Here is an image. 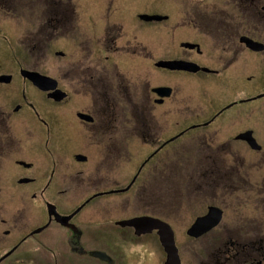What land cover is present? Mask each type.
I'll use <instances>...</instances> for the list:
<instances>
[{
    "label": "flooded vegetation",
    "instance_id": "obj_1",
    "mask_svg": "<svg viewBox=\"0 0 264 264\" xmlns=\"http://www.w3.org/2000/svg\"><path fill=\"white\" fill-rule=\"evenodd\" d=\"M79 1L0 0V264H41L40 242L60 264H167L157 227L131 222L175 244L169 163H192L185 234L217 227L214 258L264 264L263 209L239 235L225 196L264 208V0Z\"/></svg>",
    "mask_w": 264,
    "mask_h": 264
},
{
    "label": "rangeland",
    "instance_id": "obj_2",
    "mask_svg": "<svg viewBox=\"0 0 264 264\" xmlns=\"http://www.w3.org/2000/svg\"><path fill=\"white\" fill-rule=\"evenodd\" d=\"M91 3L92 2L80 0L78 3L75 4L78 5V12L81 14L84 9V6L88 8V5ZM64 40H65L64 36L60 35L59 38L56 40V42H58L57 45H60V42H64ZM45 42L46 44L48 43L47 40ZM52 46L53 45L51 44L48 47L53 48ZM1 50L3 49L0 47V53L2 52ZM41 54H47V53L41 51ZM47 55H48V59L50 58L49 55L54 56L50 49H49V54ZM47 55H45V58L42 57V62H45ZM45 69L48 70L49 66L46 65ZM43 130L44 127H42V134L44 132ZM262 133L264 134V130L262 131ZM191 165L192 163H169L171 169V170L169 169L170 172V176H169L170 204L169 205L171 212H173L170 213L171 216L170 220H171V227L173 228L174 231L175 245L178 247V250L180 252V262L181 264H215L214 263L215 261L217 262L221 261V263H223V258L221 256L216 259L212 255L214 249L218 246V244H220L219 240H221L219 239L220 233L215 231L217 227L213 228L212 231L207 232L204 235L197 237L195 239L189 238L184 232L188 224L193 219V215L197 213L199 209L198 203L191 199L194 197V193H192L193 189L190 191L191 186L190 184H188V181H190L189 180L190 176L192 177L191 182L194 180V177L191 174L192 172ZM252 170L255 171V175H253L252 177L256 178L258 173H264V163L260 165L259 169L254 168ZM2 171H3L2 173L5 174V168ZM235 192L239 194L237 195L231 193L230 195H228V193L225 194V196H227V199L232 200L233 203L236 202L241 203L238 206V208H236V210L234 211V214L232 216V223H228V224L232 226L231 228L238 225L237 228L239 230L238 234L242 235L243 230L247 229L248 227L246 225L241 226V224L247 223V220H249L254 216L257 217L258 215L256 214L260 213L262 209L264 211V208L255 207L254 206L255 204L251 201L250 198L249 200H247L246 196L249 190H247V194L245 193L244 188L242 190H237ZM188 193H190V195L187 196ZM250 193L253 195L252 191ZM134 209L135 208H133V206H131V208L129 209L124 208L121 211V213L127 214V211H135ZM228 213H230V210L228 211ZM223 224H226V222L221 223L220 226H222ZM252 225L254 224H250L249 226L252 228L254 227ZM140 246L141 248H144L143 245ZM126 248L128 250H132L129 245H127ZM149 248H150L149 252L151 255V259H149V261L151 260V262L155 263V258L156 257L158 258V255L155 253L156 251H158L157 246L156 244H153ZM219 248H222L221 245L219 246ZM61 250L62 248L58 246L57 251H61ZM30 251L35 252L41 264H60L59 261L62 263L64 262L63 260H61L64 254L57 252L54 249V245L52 242H43V243L40 242L38 249L35 250L30 249ZM238 251L241 252V250L239 249ZM55 256L57 257L56 262H55L56 258H54ZM240 257L242 260L243 255H240ZM240 257L239 255H237L235 257L237 263L236 261H233L232 263L238 264L240 261ZM129 258H131L132 261ZM129 258L128 260L131 264H133L137 259L132 256ZM223 264H231V259H226Z\"/></svg>",
    "mask_w": 264,
    "mask_h": 264
},
{
    "label": "water",
    "instance_id": "obj_3",
    "mask_svg": "<svg viewBox=\"0 0 264 264\" xmlns=\"http://www.w3.org/2000/svg\"><path fill=\"white\" fill-rule=\"evenodd\" d=\"M172 60H159L157 61V64L162 66H173L174 63H170ZM27 72V71H26ZM43 76V75H42ZM44 77V76H43ZM211 208H208V212L200 217H196L194 221L190 224V226L187 228V233L194 234L196 231L200 230L201 227H206L205 223L210 219V214H212L210 225L215 224L219 217H220V209L215 207V211L212 212ZM149 219L144 218H137L133 219L131 223H133L135 226L142 225L145 228H151V227H157L158 229V235H159V242L162 245V248L165 251V263L168 264H180L179 257L177 254V248L173 241V235L172 230L169 227L168 224H163L159 221H155L154 223H151V221H148ZM127 223H130V221H127Z\"/></svg>",
    "mask_w": 264,
    "mask_h": 264
}]
</instances>
